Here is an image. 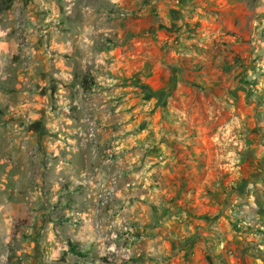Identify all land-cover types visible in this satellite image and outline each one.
<instances>
[{
    "label": "rangeland",
    "instance_id": "374dc122",
    "mask_svg": "<svg viewBox=\"0 0 264 264\" xmlns=\"http://www.w3.org/2000/svg\"><path fill=\"white\" fill-rule=\"evenodd\" d=\"M30 1L19 0L21 8H27ZM100 1L42 0L48 17L43 22L38 2L32 1L29 7L37 13L36 19H12L8 10L15 0H0L1 11L7 15L0 19V26L8 25L7 31L14 36L26 28L38 30L41 18L47 41L59 33L72 39L83 12L88 17L87 8L95 11ZM109 8L113 34L105 37L117 47L115 54L124 56L131 73L102 82L89 71V64L61 57L67 63L57 66L51 56L47 67L32 68L38 81L33 91L47 92L54 115L82 117L86 139L95 137L92 101L105 99L127 104L133 113L125 119L136 120V131L141 130L145 116L150 124L163 121L164 139L171 131L175 137L178 130L181 139H199L206 155L200 175L191 184L192 207L197 210L189 213L193 219H201L194 228L202 229L194 261L264 264V0H181L178 4L117 0ZM34 39L37 41V36ZM104 88L112 89L108 97L100 95ZM5 114L0 111V126L6 122L2 119ZM9 115L8 120L14 118ZM119 122L113 120L114 131ZM28 123L26 129L31 128ZM111 175L109 199L96 213L101 220L111 216L102 231L104 235L108 232L104 243L112 244V250L102 246L98 252L85 241L79 245L86 250L84 257L65 253L47 237L76 232L85 226L83 218L77 212L67 214L63 208L51 207L50 202V206L33 207L22 193L15 206L0 210L11 229L0 264H143L137 223L126 217L117 190L122 175L114 169ZM76 188L69 177L61 181L64 201L73 200L67 194ZM23 226L28 227V235ZM28 237L26 246L19 243Z\"/></svg>",
    "mask_w": 264,
    "mask_h": 264
},
{
    "label": "crops",
    "instance_id": "0c3cea01",
    "mask_svg": "<svg viewBox=\"0 0 264 264\" xmlns=\"http://www.w3.org/2000/svg\"><path fill=\"white\" fill-rule=\"evenodd\" d=\"M32 1L42 8L40 17L45 22L47 6L40 3L42 0H31L25 9L15 0L7 14L12 19L18 16L36 19L37 13L29 9ZM114 1L117 0L96 2L95 11L88 7L89 16L83 12L72 39L59 33L47 41L41 18L38 21L42 27L38 30L26 28L14 36L7 31L8 25L0 26V111L6 113L2 116L6 122L0 126V210L15 206L17 196L22 193L33 207L50 206V202L51 207L63 208L67 214L77 212L85 226L79 225L74 233L53 234L47 240H53L67 254L71 253L68 241L79 245L86 241L95 251H100L102 246L112 250V244L104 243L108 232L104 235L102 231L103 226H109L111 216L105 214L101 220L96 210L102 209L109 199L103 197L112 188L114 169L122 175L117 190L123 197L126 217H133L137 223L138 253L144 256L143 264H209L205 259L194 261L200 251L198 244L202 243V229L194 225L201 219H193L189 213L197 210L192 207L191 184L200 175L206 155L199 139H181L180 130L175 137L171 131L168 139H164L163 121L150 124L143 114L141 130L136 131V120L125 119V115L133 113L127 110V104L123 100L115 104L108 99L92 101L95 137L86 139L82 117L54 115L49 110L47 92L33 91L36 85L33 84L38 81L32 68L41 64L47 67L51 56L57 66L67 63L61 57L65 60L75 57L83 65L89 64V71L102 82L131 73L124 56H117V47L105 37L113 34L114 19L109 5ZM5 16L0 11V19ZM12 19L10 24H14ZM108 92L112 89L104 88L100 95L108 97ZM8 113L14 118L8 120ZM114 119L121 120L116 131L111 127ZM26 122L30 129H26ZM35 175L41 178L34 179ZM67 177L77 188L67 194L73 200L64 201L65 195L59 187ZM5 216L0 211V256L10 240L11 229ZM23 231L29 234L27 226H23ZM29 238L25 242L18 240L26 246Z\"/></svg>",
    "mask_w": 264,
    "mask_h": 264
},
{
    "label": "trees",
    "instance_id": "16d2710c",
    "mask_svg": "<svg viewBox=\"0 0 264 264\" xmlns=\"http://www.w3.org/2000/svg\"><path fill=\"white\" fill-rule=\"evenodd\" d=\"M1 10L2 9L0 8V11ZM67 244H68V251L69 252H71L73 254H76V255H79L81 257H84V252H86V250L85 249H82L81 247H79V244L78 243H71L70 241H68Z\"/></svg>",
    "mask_w": 264,
    "mask_h": 264
},
{
    "label": "built area",
    "instance_id": "2783aa9c",
    "mask_svg": "<svg viewBox=\"0 0 264 264\" xmlns=\"http://www.w3.org/2000/svg\"><path fill=\"white\" fill-rule=\"evenodd\" d=\"M170 1H171L173 4H178V3H180L181 0H170ZM91 134H93V133H91ZM111 191H112V189H110L109 192L106 193V196H104V197L101 196V197H103L104 199H106L107 196L110 194Z\"/></svg>",
    "mask_w": 264,
    "mask_h": 264
}]
</instances>
